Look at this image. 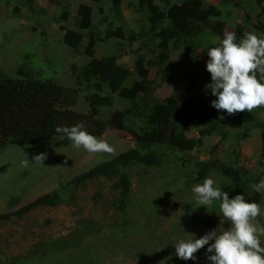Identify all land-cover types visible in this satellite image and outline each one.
Instances as JSON below:
<instances>
[{"label":"rangeland","instance_id":"obj_1","mask_svg":"<svg viewBox=\"0 0 264 264\" xmlns=\"http://www.w3.org/2000/svg\"><path fill=\"white\" fill-rule=\"evenodd\" d=\"M55 1L0 0L1 74L16 77L17 66L25 62V70L33 75L51 76L61 86L75 87L77 73L91 61L118 55L117 63L131 72L136 58L141 56L149 69V107L176 94L178 87L163 83L157 67L149 65L158 57L156 43L128 42L130 30L137 33L142 25L156 22L154 18L145 20L137 0ZM207 1L221 6V19L230 29L243 25L244 36L253 32L251 24L257 22L262 10L254 0ZM79 5L91 8V28L78 51L73 52L62 38L66 29H75ZM64 7L69 17L67 21H60ZM116 29L121 30V38L114 34ZM105 36V41H98ZM257 36L264 37L260 33ZM218 46L216 37L205 33L190 45L173 42L166 66L170 71L176 66L190 69L200 76L203 89L209 95L211 90L205 89L211 83V75L206 70L207 51ZM133 79L146 86L136 77ZM183 80L177 84L185 86L190 81L187 76ZM170 81L174 83V78L170 77ZM131 104L115 97L113 106L100 109L101 119L109 122L104 131L93 136L113 146L114 156L75 149L72 142L54 149L23 144L0 151V216L7 217L0 221V264H211L207 256L214 253H207L208 246L195 253V261L181 260L175 254L174 245L180 240L199 239L206 234L204 221L210 211L215 212L213 230L219 234L230 227L227 222L221 223L219 202L205 208L194 199L192 188L205 180L195 179L198 170L195 162L214 155L221 163L233 166L235 175L249 183L252 175L264 172L260 132L254 126L248 137L243 138L237 133L243 129H230L225 141L218 135L202 137L196 121H185V136L191 143L176 142L174 149L167 148L160 167L133 165L121 169L131 181L127 207L121 212L118 190L112 189V182L95 178L74 185L73 180L134 147L132 135L118 128L121 124L132 125V121L142 125L133 114L134 109L128 115L123 114L133 108ZM74 110L88 112L82 94ZM258 116L264 122V107L259 108ZM40 153L47 154L42 164L33 159ZM205 178L213 179L219 189L230 182L214 171ZM53 190L60 195L57 206H39L21 218L15 217L16 211ZM96 191L102 198L92 201ZM252 202L259 203L264 210V196H254ZM258 219L264 225V216ZM261 239L264 241V237Z\"/></svg>","mask_w":264,"mask_h":264},{"label":"trees","instance_id":"obj_2","mask_svg":"<svg viewBox=\"0 0 264 264\" xmlns=\"http://www.w3.org/2000/svg\"><path fill=\"white\" fill-rule=\"evenodd\" d=\"M88 1L100 2V0ZM254 1L262 10L258 14L257 22L251 24V29L256 35L260 33L264 36V0ZM136 5L147 22L152 18L156 22L142 25L137 33L130 30L128 42L139 41L142 45L156 43L158 57L155 63L149 62V65L157 67V74L161 75L163 83L170 82V85L178 87L174 96L172 94L161 101H156L149 107L151 104L147 89L149 69L141 56L136 58L131 72L117 63L120 58L118 55H109L91 61L82 66L77 73L75 87L61 86L51 76H35L25 70V62L17 66L16 77L0 73V151L10 145L23 144L44 149L66 146L71 141L66 137L60 138L61 134L55 131L57 126L72 127L83 123L84 130L93 135L104 131L109 122L101 119V108L113 106L115 97L132 103L133 108L124 111L123 114L128 115L130 110L134 109L133 114L142 125L137 126V123L132 121V125L121 124L118 128L132 135L134 147L73 180L74 185H81L87 180L98 177L112 182V189L118 190V209L121 212L127 207L131 190L130 178L121 169L133 165L160 167L166 157L167 148L174 149L176 142L191 143L185 136L184 125L187 120L198 123L201 128L199 134L202 137L218 135L225 141L229 137L230 129H243L242 132L237 133L247 138L249 130L255 129L256 126L260 132L261 152L264 157V122L258 118L259 108L252 113L243 112L235 115L218 111L211 106V102L216 97L212 96L211 92L209 95L205 93L200 76L180 66L171 68V71L166 66L170 60L171 43L184 42L190 45L205 33L216 37V41L221 44L225 32L235 33L238 42L244 37V26L237 25L230 29L221 19V6H216L207 0H137ZM116 12H118L117 8ZM68 17L69 12L64 7L59 20L67 21ZM90 28L91 8L87 5H79L76 11L75 29L65 30L63 43L73 52H77L85 33ZM114 34L121 38L120 29H116ZM109 35L111 34L108 33ZM106 38L107 36L99 38L98 41H105ZM186 76L190 81L185 86H179L177 83L184 81ZM135 77L145 82L146 86L134 80ZM170 77L174 78V83H171ZM131 79L132 82H128ZM135 81L138 82L136 85ZM140 93L144 97L139 96ZM81 94L88 105L86 113L74 110ZM195 167L198 169L196 180H204L213 171L229 178V184L221 186L222 191L228 192L229 198L242 194L246 201L252 202L254 196L261 195L253 190V185L264 179V172L252 175L248 183L242 176L235 175L233 166L221 163L214 155L208 160L195 162ZM101 198L102 194L98 191L91 196L92 201ZM59 203L60 195L57 190H53L37 197L14 215L16 218H21L31 209L39 206L55 207ZM14 206L13 204L12 207ZM208 215L204 221L206 233L213 230L215 212L210 211ZM6 218L0 216V221Z\"/></svg>","mask_w":264,"mask_h":264},{"label":"clouds","instance_id":"obj_3","mask_svg":"<svg viewBox=\"0 0 264 264\" xmlns=\"http://www.w3.org/2000/svg\"><path fill=\"white\" fill-rule=\"evenodd\" d=\"M207 55L206 70L211 75V83L205 89H210L216 97L211 102L213 108L235 115L264 107V37L249 32L237 42L235 33L225 32L220 46L210 48ZM84 129L85 125L79 123L72 127L57 126L55 131L61 134V139L70 140L75 149L83 148L90 154H116L107 141L98 140ZM46 158V153H40L33 159L42 164ZM215 183L205 178L202 184L194 186V199L205 208L219 202L221 223L227 222L230 227L219 234L212 230L199 239L180 240L174 245L176 256L195 261V253L208 246L207 253H214L207 256L211 264H264L261 239L264 225L258 219L264 216L261 205L246 201L242 194L229 198L228 192L215 187ZM253 190L264 196V179L254 184Z\"/></svg>","mask_w":264,"mask_h":264}]
</instances>
